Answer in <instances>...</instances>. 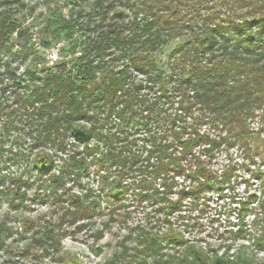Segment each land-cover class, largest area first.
<instances>
[{
  "label": "rangeland",
  "instance_id": "374dc122",
  "mask_svg": "<svg viewBox=\"0 0 264 264\" xmlns=\"http://www.w3.org/2000/svg\"><path fill=\"white\" fill-rule=\"evenodd\" d=\"M141 1L0 0V33L4 18L18 21L0 44V264H188L190 247L210 264H264V108L240 135L200 104L172 56L184 38L147 68L134 64L132 45L90 54L98 85L107 72L123 85L113 105L81 98L77 132L49 123L60 103L31 96L50 69L85 55L82 43L110 28L140 34Z\"/></svg>",
  "mask_w": 264,
  "mask_h": 264
},
{
  "label": "trees",
  "instance_id": "16d2710c",
  "mask_svg": "<svg viewBox=\"0 0 264 264\" xmlns=\"http://www.w3.org/2000/svg\"><path fill=\"white\" fill-rule=\"evenodd\" d=\"M140 5L146 19L140 34L124 38L110 28L100 39L82 43L84 56L50 69L44 88L32 92L33 99L51 98L62 105V114L49 123L61 122L77 132L79 129L74 121L86 117L83 98L84 101H99L106 95L113 105L123 79L107 72L98 85L89 59L94 51L103 54L112 46L132 45L134 64L147 68L155 65V53L170 39L184 38L185 42L174 48L172 54L180 56L177 67H181L183 74L179 83L196 87L198 102L228 123L231 130L240 135L248 133L246 118L256 108H264V0H142ZM51 23L57 31L72 28L64 21ZM17 24L18 21L11 17L4 18L0 44L7 42ZM145 35L147 37L142 39ZM205 54H208L207 63L202 61ZM67 64L75 67L74 75L71 69H67ZM182 92L186 99L182 106L191 109L194 100L187 97L186 88H182ZM125 102L127 106L129 101L126 99ZM173 160L177 162L178 157ZM38 162L44 166L51 164L45 156ZM79 214L87 213L80 211ZM260 245L264 246V236ZM190 256L188 264H210L201 252L191 247L184 259ZM248 262L241 260L240 264ZM211 264L229 263L214 261Z\"/></svg>",
  "mask_w": 264,
  "mask_h": 264
},
{
  "label": "clouds",
  "instance_id": "9594fccd",
  "mask_svg": "<svg viewBox=\"0 0 264 264\" xmlns=\"http://www.w3.org/2000/svg\"><path fill=\"white\" fill-rule=\"evenodd\" d=\"M157 187H159V185H157ZM253 190H254V189H253ZM236 191H238V192H243L244 189H243V187H241V188L236 189ZM173 199H176V197H173ZM187 203H188V201H185V204H187ZM214 207H216V206H214ZM178 215H179V214H178ZM183 215H185V216H198L199 213H198V212H191V213H189V212L185 211V212L183 213ZM212 215H215V212H211V213H209V216H212ZM172 219L175 220V219H176V216H173ZM222 219H227V218H222ZM185 223H187V221H185ZM205 223H206V221H205ZM209 230H211V229H209Z\"/></svg>",
  "mask_w": 264,
  "mask_h": 264
},
{
  "label": "built area",
  "instance_id": "2783aa9c",
  "mask_svg": "<svg viewBox=\"0 0 264 264\" xmlns=\"http://www.w3.org/2000/svg\"><path fill=\"white\" fill-rule=\"evenodd\" d=\"M54 51V50H53ZM51 57H53L54 58V60H57L58 59V51H54L53 53H52V56ZM53 61V60H52Z\"/></svg>",
  "mask_w": 264,
  "mask_h": 264
}]
</instances>
